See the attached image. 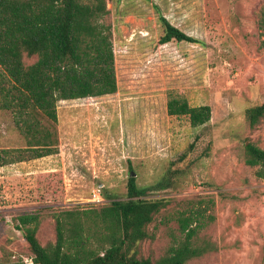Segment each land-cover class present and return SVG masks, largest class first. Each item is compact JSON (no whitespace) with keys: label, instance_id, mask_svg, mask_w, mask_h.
Returning <instances> with one entry per match:
<instances>
[{"label":"rangeland","instance_id":"1","mask_svg":"<svg viewBox=\"0 0 264 264\" xmlns=\"http://www.w3.org/2000/svg\"><path fill=\"white\" fill-rule=\"evenodd\" d=\"M107 8L118 91L58 103L56 127L43 121L56 130V154L22 153V119L0 110V264L34 259L16 218L38 215L45 247L56 241L54 214L126 200L131 174L147 187L170 168L178 180L162 195L169 205L149 225L142 256H164L180 214L200 209L199 239L218 250L187 264H264V180L245 163L246 146L264 149V120L251 128L246 117L264 105V0H107ZM161 17L199 43L162 44ZM172 94L210 106L211 122L193 128L170 116ZM99 187L103 200L89 201Z\"/></svg>","mask_w":264,"mask_h":264},{"label":"trees","instance_id":"2","mask_svg":"<svg viewBox=\"0 0 264 264\" xmlns=\"http://www.w3.org/2000/svg\"><path fill=\"white\" fill-rule=\"evenodd\" d=\"M108 13L107 0H0V67L5 77L0 79V110L22 119L19 130L26 145L20 151L30 152L31 159L58 152L52 128L60 101L117 93L113 32L103 22ZM161 21L162 44L199 43L165 18ZM35 56L37 61L26 66L25 57ZM167 110L170 116L188 117L193 128L205 127L212 119L210 106L192 107L174 94ZM246 117L255 128L264 120V105L249 108ZM25 159L22 154L19 161ZM245 163L258 167L256 176L264 180V149L246 146ZM177 180L178 171L170 168L157 184L141 187L131 174L126 200L54 214L56 241L45 247L37 238L38 215L16 218V227L24 232L35 264H187L218 250L212 241L199 239L205 225L200 209L180 214V236L164 256L152 260L141 254L142 243L152 238L149 225L169 205L162 195L173 192Z\"/></svg>","mask_w":264,"mask_h":264},{"label":"built area","instance_id":"3","mask_svg":"<svg viewBox=\"0 0 264 264\" xmlns=\"http://www.w3.org/2000/svg\"><path fill=\"white\" fill-rule=\"evenodd\" d=\"M102 200H103L102 192H101V188L99 187L98 190L93 191V197L89 201L95 203V202H101ZM27 262H28V260H25V263H27ZM34 263H35L34 259H32L31 264H34ZM28 264H30V263H28Z\"/></svg>","mask_w":264,"mask_h":264},{"label":"water","instance_id":"4","mask_svg":"<svg viewBox=\"0 0 264 264\" xmlns=\"http://www.w3.org/2000/svg\"><path fill=\"white\" fill-rule=\"evenodd\" d=\"M134 176V174H132Z\"/></svg>","mask_w":264,"mask_h":264}]
</instances>
